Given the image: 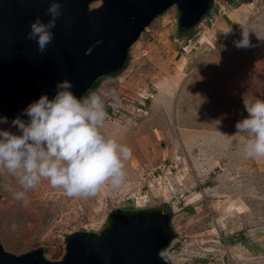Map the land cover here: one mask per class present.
Masks as SVG:
<instances>
[{
  "label": "rangeland",
  "instance_id": "374dc122",
  "mask_svg": "<svg viewBox=\"0 0 264 264\" xmlns=\"http://www.w3.org/2000/svg\"><path fill=\"white\" fill-rule=\"evenodd\" d=\"M179 16L177 5L157 16L125 68L92 90L105 99L102 131L132 149L122 186L68 197L42 179L25 206L13 197L16 178L0 174L5 250L42 247L61 260L69 234L102 233L116 213L160 210L172 213L175 237L163 251L171 263L264 264V157H245L247 134L236 128L245 103L264 99V0H214L187 32ZM241 26L248 47L235 44ZM12 119L0 128L17 132Z\"/></svg>",
  "mask_w": 264,
  "mask_h": 264
},
{
  "label": "water",
  "instance_id": "95a60500",
  "mask_svg": "<svg viewBox=\"0 0 264 264\" xmlns=\"http://www.w3.org/2000/svg\"><path fill=\"white\" fill-rule=\"evenodd\" d=\"M101 1L97 7L91 3ZM52 0H0V114L14 118L42 94L53 98L56 84L72 81L84 97L103 76L121 71L131 46L144 29L173 5L179 27L191 29L211 10L214 0H60L54 39L41 53L28 39L36 17L50 19ZM175 237L172 213L142 210L117 216L102 233L68 235L61 260H49L38 247L23 254L5 250L0 264H173L164 249Z\"/></svg>",
  "mask_w": 264,
  "mask_h": 264
},
{
  "label": "clouds",
  "instance_id": "9594fccd",
  "mask_svg": "<svg viewBox=\"0 0 264 264\" xmlns=\"http://www.w3.org/2000/svg\"><path fill=\"white\" fill-rule=\"evenodd\" d=\"M62 8L60 0H52L47 8L50 19L44 22L38 16L30 24L28 39L37 42L41 53L54 39L52 29ZM242 29V38L235 41L240 48L250 44L249 31ZM72 88L68 79L57 82L53 98L42 94L10 121L17 132L0 128V174L7 172L16 178L19 189L13 197L25 206L27 191L42 179L68 197L94 196L103 186L115 189L125 181V163L133 153L128 145L102 131L108 117L105 99L96 91L77 97ZM109 95L113 103H119L116 89ZM245 108L248 117L236 124L238 133L247 134L243 153L246 158L264 157V99L245 103ZM8 123L7 117L0 116V125Z\"/></svg>",
  "mask_w": 264,
  "mask_h": 264
},
{
  "label": "trees",
  "instance_id": "16d2710c",
  "mask_svg": "<svg viewBox=\"0 0 264 264\" xmlns=\"http://www.w3.org/2000/svg\"><path fill=\"white\" fill-rule=\"evenodd\" d=\"M190 29H183L182 31L183 32H187V31H189ZM120 72V71H119ZM118 73V72H117ZM114 74H116V73H112V74H110V75H114ZM24 118V117H23ZM139 211H141V210H139ZM122 214H126V212H123V213H117V214H115V216L112 218V221L117 217V216H120V215H122ZM112 223V222H111ZM111 225V224H110ZM110 225L108 226V228H106L104 231H106V230H108L109 228H110ZM103 231V232H104ZM66 239H68V236H67V238Z\"/></svg>",
  "mask_w": 264,
  "mask_h": 264
},
{
  "label": "flooded vegetation",
  "instance_id": "af4514ba",
  "mask_svg": "<svg viewBox=\"0 0 264 264\" xmlns=\"http://www.w3.org/2000/svg\"><path fill=\"white\" fill-rule=\"evenodd\" d=\"M116 214H117V213H116ZM114 216H115V215H114ZM114 216H113V217H114Z\"/></svg>",
  "mask_w": 264,
  "mask_h": 264
}]
</instances>
